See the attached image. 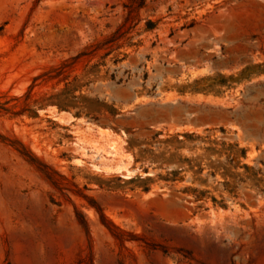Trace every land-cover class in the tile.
<instances>
[{"label":"rangeland","instance_id":"1","mask_svg":"<svg viewBox=\"0 0 264 264\" xmlns=\"http://www.w3.org/2000/svg\"><path fill=\"white\" fill-rule=\"evenodd\" d=\"M125 3L0 0V264H264V0Z\"/></svg>","mask_w":264,"mask_h":264},{"label":"trees","instance_id":"2","mask_svg":"<svg viewBox=\"0 0 264 264\" xmlns=\"http://www.w3.org/2000/svg\"><path fill=\"white\" fill-rule=\"evenodd\" d=\"M145 2H146V0H126V3L124 4L123 7L127 12L126 19H125L126 24L128 23L127 29H130L132 27V24H134V20H136V17L138 15L139 10H141L144 7ZM147 28L151 29V27H149V26H147ZM116 40H117L116 38L106 39L101 43H97L95 49H98V48L103 47V46L109 47V46L113 45L112 43H114ZM65 67H67V65L62 64L61 68H65ZM0 109H2V108L0 107Z\"/></svg>","mask_w":264,"mask_h":264}]
</instances>
